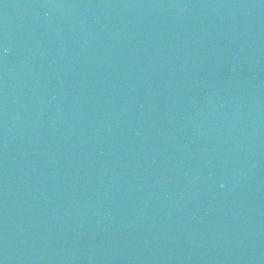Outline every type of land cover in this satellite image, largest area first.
I'll use <instances>...</instances> for the list:
<instances>
[{
	"label": "water",
	"instance_id": "1",
	"mask_svg": "<svg viewBox=\"0 0 264 264\" xmlns=\"http://www.w3.org/2000/svg\"><path fill=\"white\" fill-rule=\"evenodd\" d=\"M0 264H264V0H0Z\"/></svg>",
	"mask_w": 264,
	"mask_h": 264
}]
</instances>
